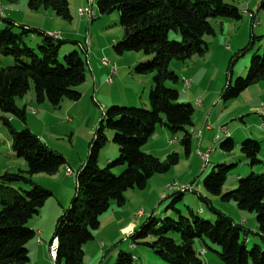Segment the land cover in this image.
Listing matches in <instances>:
<instances>
[{"label": "trees", "instance_id": "obj_1", "mask_svg": "<svg viewBox=\"0 0 264 264\" xmlns=\"http://www.w3.org/2000/svg\"><path fill=\"white\" fill-rule=\"evenodd\" d=\"M29 6L33 11L51 9L68 22L73 18L68 0H30ZM97 7L102 16L119 13L123 38L114 46L116 53L145 54L146 60L136 66V72L154 74L149 96L151 108L112 107L105 112L90 144L89 156L76 173V195L55 227L52 241H58L57 264H84V248L94 240L101 225L100 219L110 210L112 203L124 206L125 193L144 190L154 175L164 174L179 163L177 154H170L168 160L162 162L142 150L158 125L172 135L181 134L179 145L186 156L190 155V128L194 125L195 108L190 103H180L179 90L166 86L167 82H179L170 64L173 60L184 62L205 54L203 37L215 35L213 20L242 18L240 11L227 0H98ZM260 8L264 11V0ZM4 21L7 26L0 28V51L4 56L13 57L16 63L0 69V112L16 116L26 124V107L20 108L16 100L32 89L36 102H48L53 107H58L64 99L80 101L82 95L77 88L86 82L88 61L77 52L60 60L62 38L16 26L7 19ZM14 28L21 31L16 33ZM171 33L179 36V40L170 39ZM31 35L41 38L37 50L25 43V38ZM255 39L253 37L245 52L251 49ZM81 48L88 54L83 45ZM262 80L264 48L262 56L253 57L247 78L230 83L221 97L225 101L235 99L247 87ZM1 120L9 131L13 152L24 160L29 175L54 174L67 163L63 155L52 151L29 128L16 131L11 120L5 117ZM106 129L114 132L113 141L118 146L119 157L101 168L99 150L107 140ZM234 148L230 136L221 143V150L226 154ZM260 151V143L254 140L241 143V153L252 167L261 163ZM116 167L122 169L119 176L113 173ZM232 168L222 164L216 166L205 179L204 188L212 195H222L224 202L233 200L239 209L256 213L264 241V174L252 172L245 179L238 177V188L222 194ZM27 175L23 172L0 175V264L30 262L28 244L36 236V231L28 224L53 196L51 191L36 185ZM185 193L179 191L171 195L169 208L175 212L174 217L162 220L151 215L142 227L134 230L130 238L132 244L143 241V246L154 251L167 264H202L196 249L200 241L206 246V241L218 246L224 264H264L262 248L255 245L248 249L247 241L241 240V226L230 218L217 213L215 221H206L192 208H187L186 213L177 209L176 203L183 200ZM176 235L180 237L179 243L174 239ZM132 262V256L121 253L116 264Z\"/></svg>", "mask_w": 264, "mask_h": 264}, {"label": "rangeland", "instance_id": "obj_2", "mask_svg": "<svg viewBox=\"0 0 264 264\" xmlns=\"http://www.w3.org/2000/svg\"><path fill=\"white\" fill-rule=\"evenodd\" d=\"M97 1L68 0L73 17L72 21L68 22L58 17L51 9L41 8L33 11L29 6L30 0H0V28L7 26L4 21L7 19L16 26L30 27L52 35L61 33L64 43L59 52L60 60L77 52L89 64L86 82L77 88L82 95L80 101L71 102L64 99L58 107H53L48 102H36L32 89L23 98L16 100L20 108L26 107V124L16 116L0 112V175L18 172L28 174L24 160L17 157L12 150L11 137L1 117L13 121L12 125L16 131L29 128L52 151L60 153L67 161L54 174L27 175L36 185L53 193L39 215L28 224V227L35 231L39 224L45 227L48 234L51 233L50 239L53 238L59 217L70 207L76 195V173L89 156L90 144L105 112L112 107H143L147 110L151 108L149 96L153 88L154 74L140 75L136 72L140 61L137 62L136 56L139 54L142 59L145 54L116 53L114 46L123 38L119 13L100 15ZM227 3L238 9L242 18L213 20L215 35L206 34L203 37L205 54L184 62L173 60L170 64V69L177 74L179 82H167L166 86L179 90L180 103H190L195 108L194 125L190 128V155L186 156L179 144L172 143L173 139L180 140L181 134L172 135L161 125L156 127L155 133L142 150L162 162H166L170 154H177L179 163L164 174L154 175L144 190H130L125 193L124 206L119 207L112 203L110 210L101 217L100 228L95 232V235L100 232L105 237L102 240L107 245L106 249L104 253L100 250L98 258L92 257L93 255L91 258L86 256L84 264H116L121 253L132 256V264H167L154 251L143 246V241L136 242V248L132 249L133 241L126 239L122 234L127 230H138L151 215L162 220L174 217L175 212L169 208L171 195L181 191L182 186L189 185L192 189L183 195L181 202L176 203L177 209L186 213L187 208H192L206 221H215L217 213H221L241 226V240L247 241L248 249L259 245L264 251L256 213L239 209L233 200L224 202L222 195H212L204 188L205 179L221 164L233 166L226 178L222 194L234 192L238 188V177L245 179L252 172L264 174V80L250 85L235 99L225 101L221 97L230 83L235 84L238 78H247L253 57L263 55L264 11L260 8L262 0H227ZM91 8L97 14V19L93 22L79 14L80 10ZM20 31L14 28L16 33ZM253 37L256 38L254 44L245 52ZM170 39L179 40V36L171 33ZM25 43L37 50L41 38L31 35L25 38ZM82 45L88 54L83 53ZM103 61L109 62V65H104ZM15 63L13 57L4 56L0 51V69L14 66ZM207 126L210 129H207ZM198 133L209 137L207 145L212 143V152L207 163L199 155L198 146L202 141L196 140ZM105 135L107 140L99 150L101 168H105L109 162H115L119 157L118 146L113 141L114 132L106 129ZM229 135L235 143V148L226 154L221 150V143ZM246 140H254L261 145V163L254 167L241 153V143ZM68 168L74 171L73 175L66 174ZM121 172L119 167L113 169L116 176ZM175 182H178L180 187L169 191V186ZM66 190L69 192L66 208L61 214H57L59 202L66 201ZM200 208L205 214L198 213ZM142 210L145 216L138 219V213ZM35 238L41 237L36 235ZM50 239L46 241L48 261L55 264L50 257V247L48 248ZM174 239L180 242L179 236H174ZM206 242L207 246L201 241L196 244L198 253L204 249L207 254L200 256L202 264H224L218 254L220 248L209 241ZM30 246L31 243L28 244L30 259L34 260L28 264H40L33 256Z\"/></svg>", "mask_w": 264, "mask_h": 264}, {"label": "crops", "instance_id": "obj_3", "mask_svg": "<svg viewBox=\"0 0 264 264\" xmlns=\"http://www.w3.org/2000/svg\"><path fill=\"white\" fill-rule=\"evenodd\" d=\"M58 32H60V31H58ZM138 55L139 54H137V56H136L137 62H138V60H140L139 63L142 62V61H144V60H146V57L145 56H143V58L141 59V57L138 56ZM104 69L106 70L107 67H104ZM105 72H107V71H105ZM11 122H13V121H11ZM163 129L165 131H167L164 127H163ZM196 140H199V139L196 137ZM199 141L200 142L202 141L201 144H199V146H198V151L199 152H205V151H208V150L211 149V144L212 143L210 145H209V143H208V145L206 144V142H209V137L206 138V135L205 134L202 136L201 140H199ZM213 144H214V142H213ZM173 145H175V144H173ZM68 196H69V192L67 191L66 198H65L66 201H65V203L62 202V201H61V203L59 202V208H58L57 214H61L60 212L62 210H64V208H66V203H67V197ZM198 212L199 213L200 212H203V214H205V211L202 208H200L198 210ZM139 214H140V212L138 213V217H137L138 219L139 218L140 219L144 218L145 212H143V215L142 216H140ZM36 228H37L36 235H39L41 238H35V239H33L30 242L31 243V246L29 248H30V250L33 251V253H34L33 256L36 257V259L40 262V264H50L49 261H48V251H47V248H46L47 247L46 246V241L50 239L49 236L51 235V233L48 234L46 228L43 227V226H41L40 224L37 225ZM102 235H103L102 233L98 232L95 235L94 240L92 242H90L91 244L89 243L88 245H86V247L84 248L85 249V259H86V256L91 258L92 255H93L92 257L96 256L98 258V255L100 254V250H101V253H104L107 245L102 240V238H105ZM50 241H52V238L50 239ZM49 244H51V242H49ZM101 244H103V246H101ZM49 247L50 246L48 245V248ZM201 250H204V249H201ZM205 255H207V254H205ZM32 260H34V258L33 259H30V261H32ZM54 263L57 264L56 262H54ZM153 264H157V263L154 262Z\"/></svg>", "mask_w": 264, "mask_h": 264}, {"label": "built area", "instance_id": "obj_4", "mask_svg": "<svg viewBox=\"0 0 264 264\" xmlns=\"http://www.w3.org/2000/svg\"><path fill=\"white\" fill-rule=\"evenodd\" d=\"M79 14H80L81 17L89 18L90 22L95 21L94 18H92V15H91L90 9H83V10H80V11H79ZM51 35H52V34H51ZM53 36H55V38H57V39L61 38V34H60V33H56V34H54ZM103 64H104V65H109V64H107V61H103ZM113 71L115 72V69H114ZM110 81H111V80H110ZM34 114H36V113H34ZM206 128H207V129H210V127H208V126H207ZM197 137H198L199 140H201V138H202V134H201V133H198V134H197ZM172 143H173V144H179L178 140H176V139L172 140ZM211 152H212L211 150H208V151H205V152H199V155H200L201 158L204 160V162L207 163V162H209ZM67 174H68V175H73V174H74V171H73L72 169L69 168ZM179 187H180V184H179L178 182H175L174 184H172L171 186H169V191H172V190H174L175 188H179ZM191 189H192V187H191L190 185H189V186H182V187H181V190H187V192L191 191ZM139 215H140V216L143 215V210L140 211V214H139ZM133 231H134V230H127V231H125L122 235L125 236L126 239H129V238H131ZM101 246H103V244H101ZM50 248H51V244H50ZM131 248L134 249V248H136V247H132V245H131ZM49 252H50V251H49ZM205 254H206V252H205L204 250H201V251L198 253L199 256H203V255H205Z\"/></svg>", "mask_w": 264, "mask_h": 264}, {"label": "bare ground", "instance_id": "obj_5", "mask_svg": "<svg viewBox=\"0 0 264 264\" xmlns=\"http://www.w3.org/2000/svg\"><path fill=\"white\" fill-rule=\"evenodd\" d=\"M90 12H91V15H92V18H94V20H96L97 19V14L95 13V12H93V10H92V8L90 9ZM53 36V35H52ZM54 38H55V36H53ZM107 64H109V62H107ZM34 113H36L35 111H34ZM196 137H197V135H196ZM198 138V137H197ZM68 170H69V168L66 170V172L68 173ZM66 173V174H67ZM182 192H187V190H181ZM134 234V231H133V233H132V235ZM132 247H136V245H134V244H132ZM57 250H58V241H57V239H55V240H53L52 242H51V248H50V257H51V259L54 261V262H56V258H57ZM205 251V250H204ZM206 252V251H205Z\"/></svg>", "mask_w": 264, "mask_h": 264}]
</instances>
